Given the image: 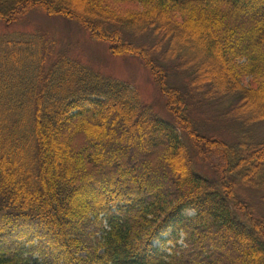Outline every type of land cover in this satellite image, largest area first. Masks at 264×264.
Wrapping results in <instances>:
<instances>
[{"label": "trees", "instance_id": "16d2710c", "mask_svg": "<svg viewBox=\"0 0 264 264\" xmlns=\"http://www.w3.org/2000/svg\"><path fill=\"white\" fill-rule=\"evenodd\" d=\"M36 7L140 58L178 126L126 81L64 55L45 67L42 43L1 42L0 264H264V139L243 138L264 122L249 109L264 100V0H0V20ZM193 43L223 54L226 80L204 89L212 79L192 62ZM174 57L192 65L169 75ZM204 106L237 126L238 141L197 129L190 113ZM53 133L67 139L52 143ZM193 155L215 158L214 176L197 172ZM64 159L80 164L60 175Z\"/></svg>", "mask_w": 264, "mask_h": 264}, {"label": "rangeland", "instance_id": "374dc122", "mask_svg": "<svg viewBox=\"0 0 264 264\" xmlns=\"http://www.w3.org/2000/svg\"><path fill=\"white\" fill-rule=\"evenodd\" d=\"M198 33H201L200 28L198 29ZM10 40H23L24 43H42L43 49L46 51V53L48 52L45 62L47 64L45 67L49 66V64L51 65L52 61L64 55L68 58L78 61L80 64L87 66L93 71L104 76L126 81L138 91L142 101L150 106L155 114L172 123L174 126L177 125L174 114L167 106L168 99L166 95L156 83L149 69L144 65L142 60L131 55H114L110 50V44L108 42L94 39L91 36L90 31L84 28L77 20L67 19L60 15H49L44 10L36 7L31 12L21 16L14 23L8 24L0 20V43ZM201 50V46H195L193 43L191 55L196 58L193 59L192 62H194V64L202 65L201 67L204 68L202 75L207 74L209 77L208 79H212L211 84L206 82L207 85L205 84L206 86L204 87L206 90L212 85L220 84L226 80L229 72L227 71L223 54L219 53L214 54V56L212 55L210 57H206L204 54H202ZM162 53L163 51H161L159 48L155 49L154 51V54L158 56H160ZM174 59L175 60H173V62H177L168 68L170 71L166 69L169 72V75H171V72L173 69H176V67H179L180 70H182L181 68L183 66L192 65L190 59H187V64H184L183 58L177 59L174 57ZM171 81L172 83L174 82L173 84H177L174 86L178 87H181V81L184 82V80H182L181 76L179 75L173 76ZM186 83L188 84V80ZM225 83L227 82H224V84ZM205 108L209 107L204 106L201 109L198 107L196 110L194 109V112L191 111L190 113L194 123H196L197 129L203 135L212 136L230 144H234L236 141H238L239 136L234 133L235 129H237V126L235 124H231V121L226 119H218V113H216L214 108L211 110H207ZM249 109L250 112L264 111L263 98H251L249 100ZM243 133L246 136L243 138H246V140L249 142L252 140L254 142L261 141L264 139V122L253 125L252 130H245ZM51 138L50 139L53 141L52 143H55L63 142V139H67V136L64 133H53ZM243 138L240 135V139L242 140ZM18 139H21L20 142L25 145L26 142H23L25 141L24 138ZM249 139L252 140L250 141ZM185 140L187 144L191 146V154H193V143L191 142V145L187 138H185ZM47 143H49V141ZM82 143L84 144V142ZM10 145V149L4 151L3 154L9 155L14 152L15 145L12 143ZM90 147H94V152L99 155L100 149H98L96 145H92ZM169 147L171 150L173 149V155H175V158H181V152L183 153V151L179 150L178 152V148L177 151H175V147L171 144H169ZM23 154L27 159L28 165V162L31 161V157L33 155L29 146L26 145L25 148L23 147L21 155ZM53 154L54 147L52 146L50 149L44 152V155H49L50 157H52ZM193 159V164L197 172L209 177L214 176L213 165L218 163L215 158L205 161L202 160V158L193 155ZM251 159L254 162L258 161V158ZM64 160V165L57 164L58 167H64V172L63 168L58 170V174L60 175L63 173H70L74 169H77L80 164L78 159L72 161H69L68 159ZM56 163H59L57 159ZM249 167L250 166L248 165L246 168ZM33 184H35V182H33ZM245 193V197L249 202L257 203L260 201L256 192L246 191ZM260 213L264 215V206H261ZM155 244H158V241H155Z\"/></svg>", "mask_w": 264, "mask_h": 264}]
</instances>
